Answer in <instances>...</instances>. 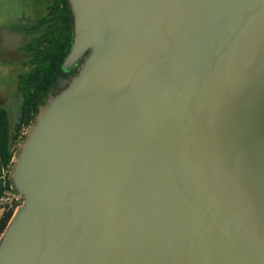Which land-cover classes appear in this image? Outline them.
<instances>
[{
  "label": "water",
  "instance_id": "95a60500",
  "mask_svg": "<svg viewBox=\"0 0 264 264\" xmlns=\"http://www.w3.org/2000/svg\"><path fill=\"white\" fill-rule=\"evenodd\" d=\"M68 2L0 264H264V0Z\"/></svg>",
  "mask_w": 264,
  "mask_h": 264
},
{
  "label": "trees",
  "instance_id": "16d2710c",
  "mask_svg": "<svg viewBox=\"0 0 264 264\" xmlns=\"http://www.w3.org/2000/svg\"><path fill=\"white\" fill-rule=\"evenodd\" d=\"M72 15L68 0H49L46 11L35 21L14 24L11 28L29 36L19 48L24 51L29 69L17 80L21 93L17 119L11 125L8 110L0 105V199L11 190L16 192L10 179L12 158L39 106L50 95L58 77L64 73L62 62L70 49ZM81 58L71 70L76 72ZM5 170L3 174L2 170ZM19 202L0 205V235Z\"/></svg>",
  "mask_w": 264,
  "mask_h": 264
},
{
  "label": "rangeland",
  "instance_id": "374dc122",
  "mask_svg": "<svg viewBox=\"0 0 264 264\" xmlns=\"http://www.w3.org/2000/svg\"><path fill=\"white\" fill-rule=\"evenodd\" d=\"M31 0H0V105L8 110L13 126L18 114L21 93L17 87L18 74L23 70L19 46L27 37L12 31L9 25L17 23L19 15H39L45 11V3H31ZM30 4V5H29ZM37 8L39 13L33 12ZM31 20V19H30ZM3 27V28H2ZM23 197L8 190L0 199V205L11 206L14 202L22 203Z\"/></svg>",
  "mask_w": 264,
  "mask_h": 264
},
{
  "label": "flooded vegetation",
  "instance_id": "af4514ba",
  "mask_svg": "<svg viewBox=\"0 0 264 264\" xmlns=\"http://www.w3.org/2000/svg\"><path fill=\"white\" fill-rule=\"evenodd\" d=\"M42 2V0H31V2H30V4L31 3H33V6L35 5V4H38V3H41ZM48 3L49 2H46L45 3V11H46V7H47V5H48ZM29 4V5H30ZM38 11V12H37ZM44 11V12H45ZM33 12H37V13H39V10L37 9V8H33ZM43 12V13H44ZM42 14V13H41ZM41 14H39V15H24L23 16V14L22 15H19L18 17H17V19L19 20L17 23H13L12 25H14V24H25V23H29V22H33V21H35L38 17H40L41 16ZM31 19V20H30ZM12 25H9V27H10V29L12 30V31H14V32H16V33H18V34H20L22 37L24 36V37H27V40H28V38H29V36L28 35H26V34H22V33H20V32H17V31H15V30H13L12 28H11V26ZM3 28V27H2ZM26 40V41H27ZM25 41V42H26ZM24 42V43H25ZM23 43V44H24ZM22 44V45H23ZM22 45H20V46H22ZM19 46V47H20ZM19 50H20V52H21V57L23 58L22 59V66H23V70L18 74V77H17V79L19 78V75L22 73V72H24V71H26V70H28L30 67H29V65L25 62V59H26V56L24 55V51L23 50H21L20 48H19ZM81 64V63H80ZM79 64V65H80ZM76 65V64H75ZM74 67V66H73ZM73 67L70 69V70H68V71H64V73L63 74H61L63 77H65V78H69L72 74H74V73H72L71 72V70L73 69ZM78 68V67H77ZM77 70V69H76ZM56 87H57V83L52 87V90H51V93H53L54 91H55V89H56Z\"/></svg>",
  "mask_w": 264,
  "mask_h": 264
},
{
  "label": "crops",
  "instance_id": "0c3cea01",
  "mask_svg": "<svg viewBox=\"0 0 264 264\" xmlns=\"http://www.w3.org/2000/svg\"><path fill=\"white\" fill-rule=\"evenodd\" d=\"M1 214H2V208H0V216H1Z\"/></svg>",
  "mask_w": 264,
  "mask_h": 264
},
{
  "label": "built area",
  "instance_id": "2783aa9c",
  "mask_svg": "<svg viewBox=\"0 0 264 264\" xmlns=\"http://www.w3.org/2000/svg\"><path fill=\"white\" fill-rule=\"evenodd\" d=\"M2 172H3V174H5L6 171L3 169Z\"/></svg>",
  "mask_w": 264,
  "mask_h": 264
}]
</instances>
